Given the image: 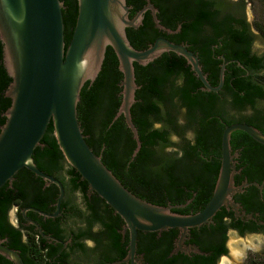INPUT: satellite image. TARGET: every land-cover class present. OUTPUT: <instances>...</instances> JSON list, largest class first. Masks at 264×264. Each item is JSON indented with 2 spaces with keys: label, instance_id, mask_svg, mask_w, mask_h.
I'll list each match as a JSON object with an SVG mask.
<instances>
[{
  "label": "water",
  "instance_id": "95a60500",
  "mask_svg": "<svg viewBox=\"0 0 264 264\" xmlns=\"http://www.w3.org/2000/svg\"><path fill=\"white\" fill-rule=\"evenodd\" d=\"M61 0H0V42L2 63L11 78L4 96L10 105L3 112L0 126V187L11 182L19 169L25 167L36 176L55 182L60 187L59 202L63 196L60 182L42 172L32 154L41 146V139L51 123L53 136L66 162L87 183V191L95 192L117 214L129 231V251L125 261L135 254L137 232L160 234L171 228L178 230V249L190 228L209 222L216 211L231 203L233 186L230 135L242 130L264 143V135L247 124L226 126L221 134L220 167L211 198L205 207L193 214H179L171 207L148 202L128 190L93 152L86 142L78 120L77 105L82 86L94 82L101 71L106 48H112L118 70L121 100L113 117H123L132 133L135 148L141 147L138 130L132 121L131 106L135 103L134 63L141 66L157 59L165 52L182 56L194 76L201 82L202 91H218L224 82L226 62L219 68L218 83H209L198 56L188 45L158 37L145 49L134 48L126 28L137 29L143 15L149 11L156 27L167 33L178 32L165 28L157 18V8L146 0L145 5L129 17L131 6L126 0H77V14L67 46ZM222 60L224 57H221ZM238 63V62H237ZM239 64V63H238ZM240 65V64H239ZM194 252L200 253L196 247ZM0 254L14 264H23L12 249L0 245Z\"/></svg>",
  "mask_w": 264,
  "mask_h": 264
},
{
  "label": "trees",
  "instance_id": "16d2710c",
  "mask_svg": "<svg viewBox=\"0 0 264 264\" xmlns=\"http://www.w3.org/2000/svg\"><path fill=\"white\" fill-rule=\"evenodd\" d=\"M61 1L64 4L62 16L67 46L77 14V0ZM152 1L159 9V18L165 26L175 29L180 25V38L187 39L190 45L194 42L198 44L200 63L203 71L209 72L210 84H217L219 65L222 63L220 59L211 58L212 53L215 57L224 56L226 61L237 60L249 66L253 69L254 79L264 81V71L260 69L264 67V56L251 53L254 37L244 19L236 16L244 9L247 0L235 2L237 7L223 0ZM248 1L259 5L255 10L261 12L253 26L264 37V0ZM126 3L132 6L129 12V17H132L145 0H126ZM150 28L152 21L148 14L137 29L126 28L127 37L134 48L145 49L147 41H152L157 32L152 29L153 37L149 33ZM234 64L225 66L226 81L229 79L228 70ZM134 69L139 88L135 91L136 101L131 106V115L141 142L139 151L134 157L131 156L136 145L132 133L122 116L113 119L121 100L119 83L122 74L109 46L98 76L92 84L87 81L80 91L77 112L86 142L94 153L101 155L106 167L136 196L160 205L161 193H175V196L181 198V193L186 192L189 196L196 193L195 198L205 202L212 193L219 168L215 155L219 154L221 130L218 122L211 117L221 113L226 103L215 92L202 91L201 82L194 76L185 59L173 52L162 53L145 66L134 63ZM10 80L2 63L0 42V104H3L0 112L10 105V99L4 96ZM233 85L237 90L245 89L239 84ZM252 89L256 93L243 97L234 91L229 104L239 108L244 102L252 101L261 86L254 85ZM3 118L0 115L1 123L5 120ZM180 119L184 121L182 124L178 123ZM156 121L163 122L164 127H153ZM189 129L194 131L193 142L185 137ZM174 134L179 138L178 143L171 140ZM41 143L51 146L48 152L52 157L47 159V163L54 164L62 153L53 136L51 123ZM167 148L175 150L166 153ZM209 148L212 150L209 151ZM210 154L213 155L211 158ZM69 172L80 178L73 167ZM218 247L213 246L214 250ZM245 264H264V258L250 257Z\"/></svg>",
  "mask_w": 264,
  "mask_h": 264
},
{
  "label": "flooded vegetation",
  "instance_id": "af4514ba",
  "mask_svg": "<svg viewBox=\"0 0 264 264\" xmlns=\"http://www.w3.org/2000/svg\"><path fill=\"white\" fill-rule=\"evenodd\" d=\"M223 1L231 2L234 4L233 7H237L235 2L237 3L238 0ZM150 2L156 7L152 0ZM248 2L247 0L246 4ZM245 8L236 16L244 19L249 31L255 37L254 31L259 34L260 32L253 26L254 20L252 24L248 22ZM157 10L160 24L176 31L179 25L175 29L165 26L159 18V9ZM147 14L152 21L150 35L154 37L153 30L157 32L152 41H147V47L158 37L174 43H183L198 56L200 63V52L196 42L190 45L187 39H181L180 28L175 33H167L159 29L154 24L149 11L144 13L142 21ZM251 53L258 55L252 46ZM221 57L224 56L215 57L213 53L211 55V58L220 59L226 62V65L233 62L235 64L228 70V81L225 80V68L223 85L215 92L226 106L221 113L214 114L211 119L218 122L221 134L226 126L247 124L264 135V81L255 80L253 69L249 66L237 60L226 61L225 58L222 60ZM201 67L204 70L202 65ZM260 69L261 72L264 71V67ZM205 74L208 79L209 72ZM177 82L179 83V80ZM235 83L245 89L237 90L233 85ZM254 85L261 86V90L259 94L253 95L252 101L244 102L239 108L229 104L234 91L242 97L256 93L252 89ZM3 112L4 109L0 112L2 117H4ZM183 122L180 119L178 123ZM2 123L0 122V126ZM153 127H164V124L156 121ZM188 131L192 132L191 138L188 139L193 142L194 131L190 129ZM221 134L219 154L215 155L219 167ZM172 137L177 138L174 142L178 143V136L172 135L171 140ZM41 144L40 148L34 149L32 157L42 172L62 185L63 196L60 202L59 185L36 176L25 167L18 170L11 182H6L0 187V245L14 250L23 264H217L218 260L229 252L227 245L229 234L237 238L247 235L264 236V143L255 140L242 130H235L230 135L233 166L231 171L233 186L237 188L229 195L231 203L222 205L208 223L190 228L181 244L182 248L190 247L186 251L178 249V230L175 228L160 234L138 231L135 254L126 261L124 259L129 251V231L124 227L121 218L114 214L95 192H88L83 180L75 174H70L71 167L62 154L57 157L54 164H48L47 159L52 157L48 152L51 146ZM170 149L175 150V148ZM212 156L210 154L209 158ZM218 172L219 168L217 176ZM212 193L205 202H201L195 198L196 193L192 196L186 192L181 193L183 197L178 198L180 196H175V193L164 192L160 194L158 204L171 207L172 211L179 214H193L205 207ZM216 245L219 247L214 250L213 246ZM193 247H196L200 253L194 252ZM0 264L14 263L0 254Z\"/></svg>",
  "mask_w": 264,
  "mask_h": 264
},
{
  "label": "rangeland",
  "instance_id": "374dc122",
  "mask_svg": "<svg viewBox=\"0 0 264 264\" xmlns=\"http://www.w3.org/2000/svg\"><path fill=\"white\" fill-rule=\"evenodd\" d=\"M245 7V15L248 19V22L252 24L251 22L255 20L259 12H261H257L255 10V8H259V5H253L248 2ZM254 32L255 37L252 48L258 55H264V37L258 32ZM191 135V131L185 132L186 138H191ZM172 140L176 141L177 138L172 137ZM170 152V148L166 150V153ZM227 245L229 249L228 254L219 259L217 264H245L250 257L264 258V236L255 237L247 235L242 238H237L234 235L229 234Z\"/></svg>",
  "mask_w": 264,
  "mask_h": 264
},
{
  "label": "bare ground",
  "instance_id": "6f19581e",
  "mask_svg": "<svg viewBox=\"0 0 264 264\" xmlns=\"http://www.w3.org/2000/svg\"><path fill=\"white\" fill-rule=\"evenodd\" d=\"M222 264H225V263H222Z\"/></svg>",
  "mask_w": 264,
  "mask_h": 264
}]
</instances>
